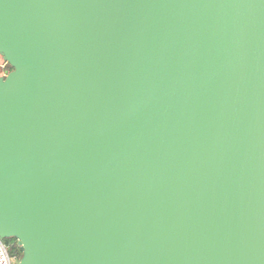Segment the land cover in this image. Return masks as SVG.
<instances>
[{
    "label": "water",
    "instance_id": "95a60500",
    "mask_svg": "<svg viewBox=\"0 0 264 264\" xmlns=\"http://www.w3.org/2000/svg\"><path fill=\"white\" fill-rule=\"evenodd\" d=\"M0 58L18 264H264V0H0Z\"/></svg>",
    "mask_w": 264,
    "mask_h": 264
},
{
    "label": "built area",
    "instance_id": "2783aa9c",
    "mask_svg": "<svg viewBox=\"0 0 264 264\" xmlns=\"http://www.w3.org/2000/svg\"><path fill=\"white\" fill-rule=\"evenodd\" d=\"M10 71V66L0 58V77H5ZM9 249L10 247L0 239V264H14L16 262V256H11Z\"/></svg>",
    "mask_w": 264,
    "mask_h": 264
},
{
    "label": "trees",
    "instance_id": "16d2710c",
    "mask_svg": "<svg viewBox=\"0 0 264 264\" xmlns=\"http://www.w3.org/2000/svg\"><path fill=\"white\" fill-rule=\"evenodd\" d=\"M4 244L10 247L9 253L16 256L19 260L21 258V251L14 239L3 240Z\"/></svg>",
    "mask_w": 264,
    "mask_h": 264
},
{
    "label": "rangeland",
    "instance_id": "374dc122",
    "mask_svg": "<svg viewBox=\"0 0 264 264\" xmlns=\"http://www.w3.org/2000/svg\"><path fill=\"white\" fill-rule=\"evenodd\" d=\"M10 250V249H9ZM11 255V254H10ZM11 256H13V255H11ZM19 263V260L17 259V257H16V262L14 263V264H18Z\"/></svg>",
    "mask_w": 264,
    "mask_h": 264
}]
</instances>
